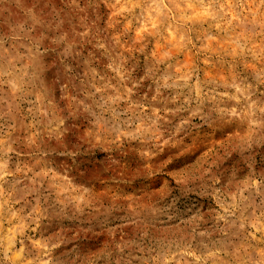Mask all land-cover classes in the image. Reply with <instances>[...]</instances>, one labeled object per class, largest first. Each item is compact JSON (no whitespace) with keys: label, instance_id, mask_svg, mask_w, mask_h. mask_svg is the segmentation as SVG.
Here are the masks:
<instances>
[{"label":"rangeland","instance_id":"obj_1","mask_svg":"<svg viewBox=\"0 0 264 264\" xmlns=\"http://www.w3.org/2000/svg\"><path fill=\"white\" fill-rule=\"evenodd\" d=\"M0 264H264V0H0Z\"/></svg>","mask_w":264,"mask_h":264}]
</instances>
